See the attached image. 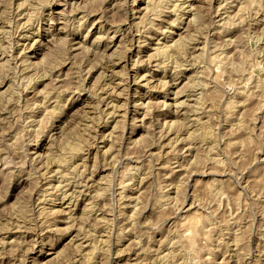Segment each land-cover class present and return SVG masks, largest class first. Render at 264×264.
<instances>
[{"label":"rangeland","instance_id":"rangeland-1","mask_svg":"<svg viewBox=\"0 0 264 264\" xmlns=\"http://www.w3.org/2000/svg\"><path fill=\"white\" fill-rule=\"evenodd\" d=\"M41 1L0 0V264H264V0Z\"/></svg>","mask_w":264,"mask_h":264},{"label":"bare ground","instance_id":"bare-ground-1","mask_svg":"<svg viewBox=\"0 0 264 264\" xmlns=\"http://www.w3.org/2000/svg\"><path fill=\"white\" fill-rule=\"evenodd\" d=\"M42 1H43V0H42ZM42 1H41V2H42ZM44 1H45V0H44ZM164 1H165V0H164ZM159 4H160V3H159ZM159 4H158V5H159ZM28 5H29V4H28ZM174 5H176V4H174ZM153 6H154V5H153ZM177 6H178V5H177ZM159 9H160V8H159ZM33 10H34V9H33ZM155 11H156V10H155ZM29 13H30V12H29ZM30 14H31V13H30ZM30 16H31V15H30ZM31 18H32V17H31ZM34 19H35V18H34ZM28 20H29V19H28ZM30 21H31V20H30ZM140 26H141V25H140ZM57 31H58V30H57ZM199 33H200V32H199ZM182 39H183V38H182ZM55 40H56V39H55ZM51 42H52V41H51ZM53 42H54V40H53ZM177 42H178V41H177ZM180 42H181V41H179V43L174 44L175 46L172 47V51H171L170 53L174 52V53H172V54H176V52H177V53L179 52V50L183 47V44H182L183 42H182V43H180ZM49 43H50V42H49ZM54 43L56 44L57 42H54ZM54 43H53V44H54ZM171 44H172V43H171ZM184 46H185V45H184ZM52 47H53V46H52ZM184 48H185V47H183V50H185ZM186 49H187V48H186ZM49 50H50V49H49ZM53 50H54V49H53ZM166 50H167V49H166ZM55 51H56V50H55ZM163 51H164V49H163ZM161 53H162V52H161ZM164 53L166 54L167 52H164ZM170 53H169V54H170ZM52 54L55 55V54H54V51H51V50H50V51H48V54H46V55L49 56V57H51ZM179 55H180V54H179ZM55 56H56V55H55ZM55 56H54V57H55ZM52 57H53V56H52ZM61 58H62V57H61ZM44 59H45V58H44ZM181 59H182V58H181ZM60 62H61V60H60ZM53 63H54V62H53ZM58 64H59V63H58ZM60 64H61V63H60ZM177 64H178V63H177ZM5 65H6V64H0V72H1V73H2V71L5 73V71L7 70V69H6L7 67H6ZM46 66H47V65H46ZM8 67H9V66H8ZM41 67H42V66H41ZM41 67H40V68H41ZM54 69H55V68H54ZM41 70H42V69H41ZM45 70H47V69H45ZM45 70H44V71H45ZM48 70H50V69H48ZM48 70H47V71H48ZM45 72H46V71H45ZM47 73H48V72H47ZM43 74H44V73H43ZM1 75H2V74H1ZM3 75H4V74H3ZM3 81H4V78L0 77V84H1ZM30 81H31V80H30ZM148 90H149V89H148ZM1 97H2V94H0V98H1ZM94 104H95V103H94ZM191 105H192V104H191ZM120 106H121V105H120ZM106 116H107V115H106ZM196 120H197V119H196ZM37 126H38V125H37ZM75 132H76V131H75ZM84 133H85V132H84ZM79 135H80V134H79ZM89 142H90V141H89ZM195 142H196V141H195ZM76 144H77V142H76ZM76 144H75V145H76ZM78 144H79V143H78ZM70 145L72 146V144H70ZM70 145L68 144L67 146H70ZM67 146H66V147H67ZM71 146H70V149H69L67 152H64V155H65V157H64V158H65V161H67L68 159H69L68 161H70L69 155H71V157H74L75 153L78 152V151H80V147H81V146L79 147V146L77 145V146L79 147V149H78V147H76V146H73V147H71ZM66 147H64V148H66ZM81 150H82V149H81ZM78 153H79V152H78ZM68 154H69V155H68ZM67 155H68V156H67ZM64 158H63V159H64ZM58 159H59V158H58ZM58 159H57V161L60 162L59 160H61V159H59V160H58ZM63 159H62V160H63ZM58 162H57V163H58ZM61 162H62V161H61ZM83 162H84V161H83ZM65 164H67V163H65ZM57 166H58V165H57ZM59 166H60V165H59ZM65 172H67V171H65ZM191 173H192V172H191ZM63 177H64V176H63ZM75 185H76V184H75ZM219 187H220V186H219ZM97 188H98V187H97ZM54 190H55V189H54ZM121 197H122V196H121ZM41 209H42V208H41ZM14 214H15V213H14ZM16 214H17V213H16ZM21 218H22V217H21ZM7 223H8V222H7ZM8 224H9V223H8ZM0 225H1V224H0ZM2 225H3V224H2ZM9 225H10V224H9ZM16 225H17V224H16ZM11 227H12V226H11ZM7 228H8V227H7ZM7 228H6V229H7ZM12 229H13V228H12ZM17 229H18V228H17ZM17 229H16V230H17ZM1 230H2V229H1ZM8 230H9V229H8ZM8 230H7V231H8ZM10 230H11V229H10ZM90 256H91V255H90ZM92 256H93V255H92ZM90 258H91V257H90ZM174 258H175V257H174ZM92 259H93V258H92Z\"/></svg>","mask_w":264,"mask_h":264}]
</instances>
